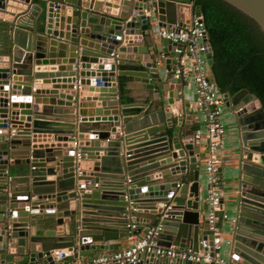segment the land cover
Listing matches in <instances>:
<instances>
[{
  "label": "water",
  "instance_id": "obj_1",
  "mask_svg": "<svg viewBox=\"0 0 264 264\" xmlns=\"http://www.w3.org/2000/svg\"><path fill=\"white\" fill-rule=\"evenodd\" d=\"M8 1L0 0V264H68L61 259L86 258L91 250L112 249L99 242L141 232L139 226L128 229L132 219L158 225L159 245L194 252L201 245L211 254L212 234L207 220L199 218L200 209L207 211L199 194L200 152L192 135L179 131L194 112L186 100L179 109L174 106L183 83L171 66L181 44L164 38L158 44L152 25L156 19L160 27H182L180 3L19 0L33 4L28 30L22 28L24 13L1 20ZM221 1L252 19L264 34V0ZM190 5L201 16L199 6ZM164 6L170 10L167 20L161 15ZM206 45L211 55L209 41ZM159 55L165 76L156 65ZM125 61L138 65L128 73L151 92L149 102L117 99L116 75L125 73L117 67ZM46 64L62 66L48 72L40 68ZM33 82L42 85L32 90ZM84 91L93 94L87 101H97L89 117L80 100ZM224 100L233 116L231 151L237 156L229 264H264V109L247 89L226 93ZM173 122L174 132L166 133ZM52 134L55 143L35 144ZM140 147L145 148L135 150ZM133 212L153 218L128 217ZM159 235L167 241L159 242ZM130 264L201 263L147 253Z\"/></svg>",
  "mask_w": 264,
  "mask_h": 264
},
{
  "label": "built area",
  "instance_id": "obj_2",
  "mask_svg": "<svg viewBox=\"0 0 264 264\" xmlns=\"http://www.w3.org/2000/svg\"><path fill=\"white\" fill-rule=\"evenodd\" d=\"M115 1V0H112ZM153 31L160 39L169 42L180 43L181 47L175 48L174 52L179 55L172 65L173 76L181 82L191 81L194 84L196 99L191 104L194 111L205 110V119L190 136L194 144L203 143L206 147V161L204 166L205 180L207 185L204 197L207 204L205 219L207 220L208 232L212 234V253L194 252L190 249H179L175 246H162L157 243L156 236L158 225L145 227L138 234L132 235L133 241L130 246L111 251L107 254L92 257L89 260H78L74 264H107L117 262L119 264L134 263L141 254L153 253L169 259L198 261L201 264H229V259L222 254L224 249L223 240L220 237L221 220L228 219L223 212L222 198L219 190L216 165L219 163V148L225 137V124L223 123L224 111L227 108L223 93L217 83L208 75V57H210L207 45L208 36L203 25L202 16H196L193 12L189 21L178 30L157 26V20L153 19ZM116 40L122 41L121 35ZM163 58V56H161ZM161 61L156 60V65ZM77 141L72 142V148L76 149L75 156L80 157ZM204 177V175H203ZM168 208V207H167ZM134 220L128 224V229H136ZM229 244V242H227ZM227 244V245H228Z\"/></svg>",
  "mask_w": 264,
  "mask_h": 264
},
{
  "label": "crops",
  "instance_id": "obj_3",
  "mask_svg": "<svg viewBox=\"0 0 264 264\" xmlns=\"http://www.w3.org/2000/svg\"><path fill=\"white\" fill-rule=\"evenodd\" d=\"M110 2H112L114 4H118L120 2V0H115V1L110 0ZM175 2L178 4L180 3V5H178V6L184 8V9H182L183 10L182 12L178 11V14H177L178 24L180 26H184V24L189 21V18L191 16L192 12L194 13V11H193L191 5L188 3H183V4H186V6H184V5H182V2H179V1H175ZM32 6H33V4H31V3L27 4V3H24V2L19 1V0H9L7 3V7L5 9L6 12L3 13V18H1V20L7 22V21H10V20L15 18L14 13L15 14L18 12H21L22 14L24 13L23 16L21 17L23 19L22 20V28L30 30L29 25L32 24L34 17L32 15H30L28 12ZM42 6H44V4H42ZM39 10H41V8ZM116 12L117 13L121 12V9H117ZM1 14L2 13H0V15ZM169 14H170L169 8L164 6L163 7V13L161 14L162 17L165 18V20H167L169 18ZM154 35H155V41L158 42V44H159L160 38H158V36H156V34H154ZM120 42H122V41H120ZM123 43H125L124 40H123ZM209 58H211V57H208V60H209ZM157 60L161 61L160 65H158V67L160 69L159 72L162 76H165L166 71L164 69V57L162 58L161 55H159ZM86 64H88V65H86L87 67L85 69H87L88 71H91V74L94 76V70L95 69L91 70L92 67H91L90 63H86ZM133 64L134 63H132L131 61H125L121 65H118L117 69H119L125 73L118 75V76L116 75V82H117L116 97L118 100H120L121 103L141 104L143 102H149L150 101L149 96H151V92L146 89L145 84L143 82L134 79L133 76H131L128 73V71L137 69L138 65L134 66ZM61 66H62L61 64H46V65H40V68L41 69L45 68L46 71L49 72L50 68H58ZM0 67H1V64H0ZM92 75H91V79H92ZM208 75L212 78L210 66L208 67ZM182 83L183 84L181 86V89L178 92V94H180V96H181V99L174 103V106L176 109L177 108L179 109L182 100L189 101L193 105V102L197 97L194 84L191 81H184ZM34 85H37V86L40 85L41 86L42 84H40V83L35 84L33 82L32 83V90H33ZM51 85H52V83L47 84L48 88ZM59 86H63V85H59ZM88 94H90L89 91H84V95L80 96L81 102L83 101L82 102V104H83L82 108L84 110V115L87 114V117H89L90 111H93L95 108H97V101H95V100L87 101L85 99L88 96H93V94L92 95H88ZM163 97L167 98L166 92L164 93ZM55 108H65V107H63V106L59 107L58 106ZM154 108H161V105H155ZM166 108L168 110L170 107H167V105H166ZM182 116H184V113L182 114ZM61 118H63V117H61ZM204 119H205V110H199L198 109L197 111H194V113H192V118L190 120L184 119L182 121L181 125L179 126V131H183L186 134L192 135L196 129H198L201 125H203ZM222 120H223V123L225 124L226 132H225L223 144L219 148V153H218L219 163L216 165V170L218 168H221L220 172L217 171V176H218V181H219L218 184H219V190H220L221 198H222V200H221L222 209H223V212L228 215V219L221 220L219 223V227L221 229L220 237L223 240V244H224L223 245L224 249L222 251V254L225 255L227 257V259H229V257H228V245H227L228 243L227 242H229L231 240V234H232V229H233V225H234V213H233L234 212V202H233V198H232V193L235 192V191H233L231 185L235 182L233 177H234V175H236V166H237V156L233 155V152L231 151L232 145L233 146L235 145V141H234L235 140V129H234V124H233V116L231 114L230 109H228V108L225 109ZM175 125H176V123L173 122V124L170 128H166V130H167L166 133L174 132L173 127ZM134 135L135 136H133V137H135V139L133 141L137 142L139 139V133L134 132ZM48 139L49 140H47L45 142L41 141V142H37L35 144H51L53 142L55 143L53 134ZM75 139L77 140V138H75ZM141 143L142 142L134 143L132 146H136L137 144H141ZM196 147H198V150L200 152V156H199L198 161L201 164V170H200L201 177H200V183H199L200 201L205 202L204 197L206 195V190H207L205 173H204V166H205V161H206V156H207L206 155V147L203 143L196 145ZM143 148H145V147H140V148H137L135 150H141ZM12 168L17 170L18 166H13ZM203 175H204V177H203ZM47 178H53V176L47 177ZM177 178H180V177H177ZM129 216H131V218H134V217H136V218L137 217L150 218V220H152V218H153V216H151L149 214L135 213V212L129 214L128 217ZM199 218L205 219V212L201 211V209H200ZM67 219H69V217H64V220H67ZM132 220H134V219H132ZM152 224L153 225L137 223V226L141 227L143 230L145 227L154 226V223H152ZM31 232L33 233L34 230L32 229ZM158 240L161 243L167 241V239L162 238L161 235H159ZM132 241H133L132 235L129 233L127 238H120V239H116V240H110L107 242H99V244L111 245L112 249L97 248V249L91 250L90 255L86 258H74L73 256H67V257H63L61 260H62V262L67 261L68 264H74L78 260H89L92 257L98 256V255L107 254V253H110L111 251L126 248V247L130 246ZM170 246H173V245H170ZM198 251L203 253L201 245L199 246ZM17 258H19V256ZM56 264H58V263H56Z\"/></svg>",
  "mask_w": 264,
  "mask_h": 264
},
{
  "label": "trees",
  "instance_id": "obj_4",
  "mask_svg": "<svg viewBox=\"0 0 264 264\" xmlns=\"http://www.w3.org/2000/svg\"><path fill=\"white\" fill-rule=\"evenodd\" d=\"M198 5L212 47V78L223 93L247 89L264 109V34L221 0H174Z\"/></svg>",
  "mask_w": 264,
  "mask_h": 264
}]
</instances>
